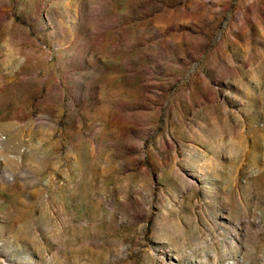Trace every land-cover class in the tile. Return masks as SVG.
I'll return each mask as SVG.
<instances>
[{"label": "rangeland", "instance_id": "374dc122", "mask_svg": "<svg viewBox=\"0 0 264 264\" xmlns=\"http://www.w3.org/2000/svg\"><path fill=\"white\" fill-rule=\"evenodd\" d=\"M0 264H264V0H0Z\"/></svg>", "mask_w": 264, "mask_h": 264}]
</instances>
